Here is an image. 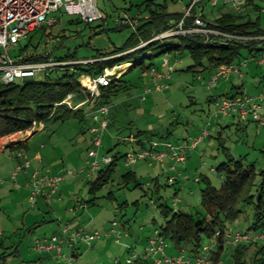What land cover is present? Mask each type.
Wrapping results in <instances>:
<instances>
[{"label": "rangeland", "instance_id": "374dc122", "mask_svg": "<svg viewBox=\"0 0 264 264\" xmlns=\"http://www.w3.org/2000/svg\"><path fill=\"white\" fill-rule=\"evenodd\" d=\"M158 1L165 3L167 12L180 9V3L176 1ZM188 1L182 0L184 3ZM253 4L259 8L247 7V10L243 12V19L251 21L257 19L260 27L264 28V0H253ZM137 5L141 10L144 9L142 0H99L97 7L104 20L88 25L79 22L77 17H70L61 12L52 13L51 18L55 22L51 26L43 25L47 27L51 35L47 39L42 37L36 52L45 54L51 51L54 56H62L69 52L75 53L77 58H90L97 50L104 52L119 47L130 35L131 30L129 27H120L121 29L116 30L115 20L123 14L134 17L137 13ZM219 7L220 4L213 7L204 0L198 4L197 9L198 11L201 9L205 18L212 19L213 16L225 11V9L219 10ZM37 36H39L38 33L34 38ZM44 40L48 41L47 45H42ZM256 41L258 43L255 48L264 49V39ZM240 53L238 60L246 61V65L241 66L242 79L235 78L228 83L227 81L222 83L224 81L220 79L216 86L208 90L206 85L210 74L207 70L189 69L192 59L188 52L184 51L174 56L166 54L174 70L167 81V89H154L148 72L141 71L139 67H132L123 75V81L128 85V89L119 91L116 96H111L108 105V118L111 125L102 138L99 157L111 156L116 152L121 156L129 153L131 147L122 144V140L126 141V138L135 135L137 131L145 132L144 135L152 140L163 138L162 140L172 144H185L187 138L197 137L203 131L207 132L208 135L194 149L188 151V156L191 155L190 159L187 158L188 167L186 170H180L181 175L175 180L174 185L164 186L167 185L166 172L157 164L149 167L146 163L140 162L130 167V171L134 172L141 184L140 187H134L132 183L123 185L121 174L128 169L122 166L121 157L116 162L108 181L99 189L90 191L88 184L90 179L86 178V171H82L86 166L84 157L90 146V136L86 131L83 132L88 122L80 121L77 116L72 115L62 121H48L35 130L27 143L31 151L35 148L41 152L43 161L32 164L33 170L41 173L44 170L55 173L59 169L82 171L75 176L76 178L67 177L58 186L59 188L62 184H66L68 189V192L61 195L65 207L66 204H69L71 208L75 204L92 203L78 215L80 219L77 222L72 221L74 212L64 210L59 213L50 212L49 206L46 205L49 203L44 202L40 196L36 201L37 205L36 203L35 206L32 205L29 200L30 189L27 188V194L23 191L24 188H20L19 176L23 172L16 174V176L20 174L18 178L14 175L15 154L19 145L7 148L9 141L6 138H0V150L6 148L4 152H0V254L17 252L16 256L8 255L5 258V264H66L71 252L66 243L61 245L64 257L52 253L49 258L39 260L40 254L32 250L33 242L37 238H49L53 234L59 236L63 227L75 230L78 224L87 232L99 233V237L92 240L89 246L79 248L81 253L74 263L112 264L115 258L123 262L124 257L117 252L118 245L114 244V241L122 239V242H128V239L122 236L117 239L116 235L105 234L104 229L109 228L112 221L118 223L119 229L131 230L135 236L148 237L163 222V216L157 208L160 200H164L166 205L174 210H182L186 213H195L200 210V189L204 186V182L202 180L196 182L195 178L206 177L212 185L218 186L221 176L210 169L226 160L227 156L224 153L236 159L241 158L245 163L252 162L257 172L264 162L262 158L264 154L261 152L264 148V126L259 127L255 122L249 121L241 128L242 122L238 123L236 118H213L209 114L213 110V104L209 98L211 100L212 97L223 95L224 89H229L231 82L236 85V89H229L228 93L238 92L252 97L261 95L264 98V51L246 53L243 50ZM164 55L152 51L153 57L145 58L144 63H150L152 67L164 72V69L159 68ZM62 66L61 64L59 68ZM127 68L125 67L122 71ZM57 72L51 71L50 77H55ZM86 76V74L82 75V77ZM198 76L202 77V81L198 79ZM147 87L152 88V91L142 99V93ZM73 101L79 103L82 99L74 98ZM92 104L90 102L86 106L92 107ZM260 105L264 109V100L260 102ZM223 121L226 126L222 123ZM219 122L224 126L219 127ZM15 137L22 138L20 133ZM109 149L112 151L107 153ZM154 178L157 179L155 185L159 186L157 193L154 192L152 184ZM148 182L151 183L149 187ZM175 190L176 194H174ZM175 197L179 203L173 206L172 199ZM53 199H56L55 195L50 200ZM87 200L89 202H86ZM245 217V221H240V224L236 221L230 229L245 228L250 212H246ZM58 220L61 221L58 222ZM100 228L103 230L100 231ZM80 244L83 243L78 242L75 248L77 249ZM211 244L212 241L207 239L202 245L211 246ZM100 246L101 251L91 253L90 247L98 249ZM169 249H171V243L167 241L164 253H168ZM139 250L140 246L137 251ZM226 250L225 247L220 255V264H233L231 252ZM252 250L253 246L247 248L245 251L247 257ZM196 255L202 256L203 253L199 251Z\"/></svg>", "mask_w": 264, "mask_h": 264}, {"label": "trees", "instance_id": "16d2710c", "mask_svg": "<svg viewBox=\"0 0 264 264\" xmlns=\"http://www.w3.org/2000/svg\"><path fill=\"white\" fill-rule=\"evenodd\" d=\"M163 1L165 2V0ZM171 1L175 2V0ZM250 2L251 0H247V4H250ZM142 3L144 9L141 10L137 5V13L133 17L138 21L135 31H131L121 46L104 52L97 50L90 58H77L75 53L70 54L69 52L62 56H54L50 51L54 60L65 63L62 67L54 70L58 71L55 77H50V72H47L38 78L31 77L12 84H2L0 82V138L30 130L39 124L45 125L48 121H62L72 115L77 116L80 121L87 120L85 106L72 110L61 102L70 94H73V99L81 98L83 100L85 98L86 94L82 92L79 77L84 74L97 76L105 68L128 63L127 70L122 71L117 78H113L107 86L99 88L100 93L97 102L109 105L111 96H116L119 91L128 89V85L123 81L125 72H128L132 67H139L141 71L148 72L152 67V64L144 63L145 58L150 59L153 57L152 51L157 52V54H172L173 56L187 51L192 59V65L189 69L207 70L211 74L215 67L221 64L238 63L240 52L243 50L246 53L264 51L262 48H255L258 42L253 39L242 43L235 40L214 39L205 41L200 38L185 37L163 42L153 41L143 47L135 48L141 41H147L154 34L164 30L169 21H176L180 18L178 13L167 12L165 3H160L158 0H142ZM213 23L217 28L235 35L245 37L264 36V28L260 27L257 19L252 21L250 19L243 20L238 13L221 14ZM115 27L116 30H119L120 27L126 26ZM37 33L39 36L34 38ZM50 35L51 32L47 31V27L40 26L28 34L16 49L9 52L10 57L17 59L16 61L19 62L29 63L45 59L44 53L41 54L36 51L42 42V37L47 39ZM46 43L47 40H44L42 45ZM80 60L84 62H78ZM237 94L240 93L223 95L224 97H231ZM209 101H211L210 98ZM245 123L242 122V124ZM110 125V119L108 118V127ZM144 134L145 132L137 131L135 135L126 138V141L124 140L122 144H127L133 151L135 150L134 145H138L137 148L145 147L152 139ZM17 147H20V145ZM111 151L112 149H109L107 153ZM261 152L264 154V148L261 149ZM224 154L227 156L226 160L210 169L218 172L221 176L218 186L212 185L206 177L197 178L196 182L200 180L204 182V186L200 189L201 209L195 213H186L182 210H174L168 207L164 200H160L157 203V208L163 216V222L154 230H158L165 243L168 241L180 250H188L185 253L188 258L194 257L201 250L203 242L209 239L215 242L209 255L211 264H220V255L225 247L227 248L226 251L231 252L233 264H264V240L230 246L224 243L222 235L237 230L244 233L264 232V162L256 172L252 162L245 163L241 158L236 159L227 153ZM111 157L112 162L110 164L102 166L91 178H87L90 179L88 181L90 191L99 189L108 181L114 171L116 162L122 156L116 152ZM262 158H264V155H262ZM121 180L123 185L128 183H132L134 187H140L141 185L134 172L130 170L121 174ZM156 181L157 179L154 178L152 184L154 185V192L157 193L159 186L155 185ZM150 185L151 183L148 182L147 186ZM174 194H176V190ZM87 205H92V203H87ZM246 212H250V217L245 228L236 229V227H233L230 229L236 221L237 224H240V221L246 220ZM109 228L104 231L106 232ZM121 229L118 228L117 223L115 231L120 233V237L122 235ZM250 246H253V250L247 257L245 251ZM14 253L16 251L8 255L11 257ZM8 255L3 252L0 254V264H5V258ZM78 255L80 254L76 249L74 258L76 259ZM145 262L147 263V261Z\"/></svg>", "mask_w": 264, "mask_h": 264}, {"label": "built area", "instance_id": "2783aa9c", "mask_svg": "<svg viewBox=\"0 0 264 264\" xmlns=\"http://www.w3.org/2000/svg\"><path fill=\"white\" fill-rule=\"evenodd\" d=\"M99 0H0V82L2 84H12L28 78L40 77V75L47 72L54 71L59 66L65 65L63 62H57L53 59L52 54L48 51L45 53V59L34 63L19 62L11 58L9 52L16 49L18 45L35 29L40 26H51L54 19L51 18L52 13L61 12L68 16L77 17L81 22L90 24L98 20H102L100 10L97 7ZM204 0H189L183 6L182 14L176 21H169L166 28L154 34L147 41H141L135 48L143 47L153 41H167L177 40L179 37L185 38H200L205 41L214 39L219 40H235L242 43L249 40H262L264 36L245 37L232 34L217 28L213 22H207L202 11H196L198 4ZM211 6L215 7L219 3L228 5L230 12L234 14H241L245 11L247 0H207ZM104 20V19H103ZM136 23L127 14L115 20V25H125L131 31H135ZM48 43V41H47ZM46 43V45H47ZM134 48V49H135ZM84 61H81L83 63ZM123 64L115 65L111 68H105L103 72L97 76L87 75L79 79L82 92L86 94L85 98L77 103L73 101V96L68 95L62 103H65L71 109H77L87 104H92V107L86 106L85 116L88 120L87 131L90 134V146L85 155V169L86 178H91L102 166L108 165L112 162V157L103 155L99 157V149L102 138L108 128V113L109 107L107 104L97 102L99 98V88L107 86L113 78H117L124 68L120 67ZM246 65V61H239L238 63L221 64L215 67V70L207 78L206 88L209 90L216 86L218 80H227L229 76L235 75L243 77L241 66ZM164 72L151 67L148 74L152 78V85L156 90H165L168 88L167 81L170 78V73L173 72V66L166 54L161 59L159 65ZM202 81V77L198 76ZM152 91V88L147 87L142 93V99ZM264 100L262 96L258 95L252 97L246 94H237L231 97H212L213 110L209 113L213 118L218 117H233L239 122L253 121L257 126L264 125V109L261 108L260 102ZM38 126L24 131L17 132L1 138H6L9 142L7 146L24 139L32 130H38ZM34 130V131H35ZM20 133L22 138L17 139L16 134ZM208 134L203 131L197 137H189L185 144H172L169 141L151 140L145 147L136 148L129 153L122 156V166L130 168L138 162H144L148 166L157 164L161 169L165 170V181L167 185L175 184V180L180 177L181 172L175 166L182 164L188 157V151L194 149L197 144L204 139ZM124 140H122L123 142ZM14 175L19 172H27L30 169V160L26 157L23 149H18L15 154ZM81 170L74 169H59L57 172H50L44 170L43 173L38 170H32L29 174L28 187L30 189L29 200L34 205L40 196L45 202L56 193L59 184L67 177H75ZM212 171V170H211ZM197 181V178H195ZM179 203L175 197L172 199L173 206ZM117 222L112 221L111 227L106 231L107 235H116L118 239L120 233L115 231ZM223 235L224 243L230 246H235L240 243L256 242L264 240V232L261 233H244L240 230L233 232H226ZM99 237V233L87 232L83 228L70 230L67 227L61 229L59 236L51 235L49 238H37L33 242L32 250L37 251L38 254L53 253L62 255L61 245L66 243L70 249V256L67 258L66 264L74 263V253H76L75 244L78 242L84 245H90L91 241ZM165 242L160 237L158 230H154L151 236L147 239L144 248L143 259L135 251H130L123 262L114 259L112 264H211L209 255L210 250L215 245L213 241L211 246L203 245L201 248L202 256L195 255L188 258L183 249L176 255H166L164 253ZM147 261V263L145 262Z\"/></svg>", "mask_w": 264, "mask_h": 264}, {"label": "crops", "instance_id": "0c3cea01", "mask_svg": "<svg viewBox=\"0 0 264 264\" xmlns=\"http://www.w3.org/2000/svg\"><path fill=\"white\" fill-rule=\"evenodd\" d=\"M176 2H178V3H180V9L178 10V11H171L170 13H178V14H182V10H183V6L185 5V4H187L186 2L184 3V2H182V0H175ZM220 4V3H219ZM247 7H251L252 9H258L259 7L257 6V5H255V4H253V0H251V2H250V4H247V6H246V9H245V11L247 10ZM220 9H225V11H223L222 13H220V14H218V15H215V16H213L212 17V19H209V18H205L204 16V19L207 21V22H213L216 18H218L221 14H224V13H232V12H230L231 10H230V7L228 6V5H222V4H220V7H219V10ZM196 11H198V9L196 8ZM199 11H201V9L199 10ZM244 11V12H245ZM203 14V13H202ZM234 14V13H233ZM239 15H241V18L243 19V13H241V14H239ZM136 16V15H135ZM131 18H133V17H131ZM144 18H146V16H144ZM134 20H135V22H138L137 21V19L136 18H133ZM244 20V19H243ZM115 26H118L119 27V25H115ZM175 69V68H174ZM173 70V69H172ZM174 71V70H173ZM208 74H211V72L209 73L208 72ZM233 77V78H232ZM235 78H239V79H242V77H237V76H235V75H231V76H229L228 77V79L227 80H222V81H224V82H222V83H226V81H227V83L229 82V81H231L232 79H235ZM224 85V84H223ZM229 89L230 90H235L236 89V85H234V83L233 82H231V84H230V86H229ZM229 89H224V93L223 94H229V95H231V94H234V93H238V92H234V93H228V90ZM218 97H222L223 95H217ZM74 100V99H73ZM86 119H87V117H86ZM85 121H87L88 122V120H85ZM218 122V121H217ZM237 122H238V120H237ZM223 124H225V121H223L222 122ZM238 123H241V122H238ZM246 125V123L245 124H242V126H241V128L242 127H244ZM42 126V125H41ZM40 126V127H41ZM222 126H224V125H221L220 124V122H219V127H222ZM225 126H226V124H225ZM39 127V128H40ZM38 128V129H39ZM84 131H86L87 132V134L90 136V134L88 133V131H87V127L85 128V129H83V132ZM260 133V132H259ZM30 138V137H29ZM28 138V139H29ZM27 139V140H28ZM27 140H25L24 142H22L21 144H20V147H21V149H23L24 151H25V154H26V157L30 160V169L27 171V172H23V173H21V175L19 176V175H17V176H19V178H20V184H21V187L20 188H24L23 189V191L24 192H26L27 194H28V189L27 188H29L28 187V185H27V183H28V180H29V173L33 170L32 169V164H34V163H39V162H41L42 163V161H43V156L41 155V152H39L37 149H35V148H33V151H31L30 150V148H29V144L27 143L28 141ZM186 139H184V141H185ZM7 148H12V147H10V146H6ZM20 147H19V149H20ZM138 147V145H134L133 146V148L134 149H136ZM6 150V148L5 149H2V150H0V152H4ZM190 157H191V155H189L187 158L188 159H190ZM186 160L185 162H184V164H182V165H180V164H178V165H180V166H178V167H176V168H178L177 170H186V168L188 167L187 166V163H188V161L189 160ZM32 161V162H31ZM140 163H144V162H140ZM149 167H152V166H149ZM128 170H130V168L128 169ZM184 175V172L182 173V176ZM16 176V178H18ZM76 178V177H75ZM16 180V179H15ZM20 188H18V189H20ZM65 192H68V189L66 188V184H62L61 185V187H59L58 189H57V191H56V193L54 194L55 196H56V199H53V200H50L48 203L49 204H46V205H48L49 206V210H50V212H54V213H59L61 210H64V211H68V212H74V214H75V216H74V219H72V221L73 222H77L78 221V219H80V217H78V215L79 214H82L81 212L83 211V209H87V204H75L73 207H71L70 208V206H69V204H66V207H65V205L62 203V200H64V199H62L63 198V196H61L62 194H64ZM42 199V198H41ZM52 199V198H51ZM36 201H38V199L36 200ZM44 201V200H43ZM51 201H56L55 203H50ZM45 202V201H44ZM36 205H37V203H36ZM33 206H35V204L33 205ZM69 206V207H68ZM61 221V220H60ZM59 220H58V222H60ZM78 224V223H77ZM36 225V224H35ZM79 225L80 224H78L76 227H79ZM76 227H75V229H76ZM236 229H239V228H236ZM103 230V228H100V231H102ZM104 230H106V228L104 229ZM121 231H122V238H126V239H128V242H122V239H120V240H115L114 241V244H116V245H118L117 246V252L119 253V255L120 256H123V257H125L126 255H127V252H129L130 250H132V249H134L135 250V252L138 250V248H139V246H140V250L139 251H137V253H139V255L140 256H142L144 259H146L145 257V255H144V248H145V246H146V240H147V236H145V237H142V236H135V235H133L132 234V231L131 230H125L124 228H122L121 229ZM125 239V240H126ZM81 246H85L84 244H80L79 246H78V254H80L81 253V250H79V248L81 247ZM89 249H91V253H98L99 251H101V246H100V248H98V249H96V248H89ZM82 250H84V249H82ZM180 251V249H178L177 247H175L173 244H171V249H169L168 250V253H166L165 252V254L166 255H176L178 252ZM88 252V251H87ZM185 253H186V249H185V251H184ZM9 253H11V251L9 252ZM9 253H7V254H5V255H8ZM16 254H17V252L16 253H14V255H11V257L12 256H16ZM50 256H52V253L50 254V253H42V254H40L39 255V260H43V259H45V258H49Z\"/></svg>", "mask_w": 264, "mask_h": 264}, {"label": "water", "instance_id": "95a60500", "mask_svg": "<svg viewBox=\"0 0 264 264\" xmlns=\"http://www.w3.org/2000/svg\"><path fill=\"white\" fill-rule=\"evenodd\" d=\"M35 133V131H33V132H31L28 136H26L24 139H22V140H18V141H16V142H14V143H12V144H10V145H8V146H10V147H13V146H17V145H20L22 142H24L25 140H27L31 135H33Z\"/></svg>", "mask_w": 264, "mask_h": 264}, {"label": "bare ground", "instance_id": "6f19581e", "mask_svg": "<svg viewBox=\"0 0 264 264\" xmlns=\"http://www.w3.org/2000/svg\"><path fill=\"white\" fill-rule=\"evenodd\" d=\"M128 66H129V64H128V63H126V64L122 65V66L120 67V69H121V68L128 67Z\"/></svg>", "mask_w": 264, "mask_h": 264}]
</instances>
